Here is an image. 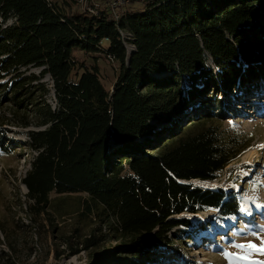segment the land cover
Listing matches in <instances>:
<instances>
[{"label": "trees", "instance_id": "obj_1", "mask_svg": "<svg viewBox=\"0 0 264 264\" xmlns=\"http://www.w3.org/2000/svg\"><path fill=\"white\" fill-rule=\"evenodd\" d=\"M97 2L92 13L0 0V106L41 129L14 142L38 153L22 180L30 213L49 215L51 195L84 194L102 211L98 231L124 242L130 264L146 263L174 229L191 226L184 214L239 215L240 201L192 181L217 180L249 144L221 124L264 94V0H131L118 21ZM119 29L134 37L130 56ZM9 150L1 139L0 153ZM74 239L65 241L70 256L81 252ZM102 242L94 233L80 245ZM115 251L94 264H112Z\"/></svg>", "mask_w": 264, "mask_h": 264}, {"label": "rangeland", "instance_id": "obj_2", "mask_svg": "<svg viewBox=\"0 0 264 264\" xmlns=\"http://www.w3.org/2000/svg\"><path fill=\"white\" fill-rule=\"evenodd\" d=\"M80 1L53 0L63 4L68 2L74 11L82 10ZM96 1L89 0L88 5ZM213 65L207 58V68H214ZM107 67L110 69L109 65ZM30 72L38 75L41 69L33 67ZM111 80L112 74L109 83ZM43 81L48 91L47 103L54 109L53 81L48 75ZM183 86L189 88L187 79ZM239 109L243 115H234L221 126L227 136L247 137L249 144L240 158L220 174L218 180L221 185L204 190L222 189L231 199L240 201V207L247 211L238 210V216L227 217L212 208L197 213L199 217L195 216L197 214H184L181 218L188 219L191 226L174 229L171 232L172 243L168 248L159 249L161 255L150 258L146 263L134 259L133 264H228L223 253L235 252L233 243L255 241L259 244L257 237L264 238V94L247 101ZM19 119L21 116L13 112L10 103L0 106V140L12 149L7 154L0 153V264H94L108 253L112 255L114 250L117 257H113L112 264H130L131 258L122 253L124 242L115 238L112 232L98 231L102 211L86 195H51L49 215L30 213L32 201L27 197L23 202L22 198L27 191L22 176L30 171L33 157L30 147L16 148L19 146L14 142L30 143L26 131L41 129L34 124L23 128ZM255 150L258 154L250 159L248 153ZM85 201L86 204L83 203ZM86 205L91 208L88 213L84 210ZM76 230L79 231L77 234ZM94 233L102 236L100 248L82 250L81 242ZM72 235L77 238L74 239L76 248L81 250L75 256H70L65 244ZM62 252L64 254L60 256ZM253 259L264 262L262 255Z\"/></svg>", "mask_w": 264, "mask_h": 264}, {"label": "built area", "instance_id": "obj_3", "mask_svg": "<svg viewBox=\"0 0 264 264\" xmlns=\"http://www.w3.org/2000/svg\"><path fill=\"white\" fill-rule=\"evenodd\" d=\"M47 1L48 2H53V0H47ZM130 1L131 0H105L104 4H106L107 7L110 8L115 20L118 21L120 19L119 10L121 8H123L124 6H126L127 4H129L128 2H130ZM80 4H82V11H90L92 13H96L97 9L101 8V5L97 1L95 3H93V4L88 5L89 4V0H81ZM118 32L121 35V38H122V41H123L124 45H126L125 47H126V50H127V55L130 56L136 50V47L133 44L134 37L129 31L124 30V29H119ZM54 100H55V103H56L55 95H54ZM27 140H30V139L28 138ZM37 154L38 153L33 152L32 153V157L37 156ZM30 170H31V164H30ZM26 175H27V173H25L24 176H22V177L25 178ZM27 194H28V191H26L24 193L23 197H22L23 198V202L28 197Z\"/></svg>", "mask_w": 264, "mask_h": 264}, {"label": "snow or ice", "instance_id": "obj_4", "mask_svg": "<svg viewBox=\"0 0 264 264\" xmlns=\"http://www.w3.org/2000/svg\"><path fill=\"white\" fill-rule=\"evenodd\" d=\"M241 212L247 211L243 206L239 209ZM253 235H256L253 233ZM260 243L255 241H248L245 243H233L232 247L236 249L235 252L225 251L223 255L228 261V264H264V262L253 259L256 255L264 256V238L257 237Z\"/></svg>", "mask_w": 264, "mask_h": 264}, {"label": "bare ground", "instance_id": "obj_5", "mask_svg": "<svg viewBox=\"0 0 264 264\" xmlns=\"http://www.w3.org/2000/svg\"><path fill=\"white\" fill-rule=\"evenodd\" d=\"M19 140H23V138H20ZM248 154H249L248 157L251 159L254 157V155L258 154V152H257V150H255V151H252ZM193 183H195L197 187H200L202 189H215L221 185V183L218 179L214 180V181H206V182L197 180V181H194ZM195 216L199 217V214H197ZM247 216H248V214H247Z\"/></svg>", "mask_w": 264, "mask_h": 264}, {"label": "water", "instance_id": "obj_6", "mask_svg": "<svg viewBox=\"0 0 264 264\" xmlns=\"http://www.w3.org/2000/svg\"><path fill=\"white\" fill-rule=\"evenodd\" d=\"M194 181H197V180H193L192 183H193ZM193 184H194V183H193ZM194 185H195V184H194ZM195 186H196V185H195Z\"/></svg>", "mask_w": 264, "mask_h": 264}]
</instances>
